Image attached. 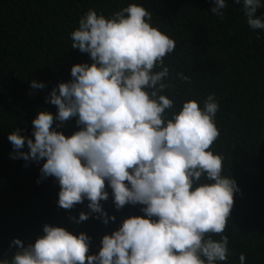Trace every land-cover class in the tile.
I'll return each instance as SVG.
<instances>
[{
    "label": "clouds",
    "instance_id": "1",
    "mask_svg": "<svg viewBox=\"0 0 264 264\" xmlns=\"http://www.w3.org/2000/svg\"><path fill=\"white\" fill-rule=\"evenodd\" d=\"M247 24L264 30V0H236ZM211 13L224 17L228 0H214ZM152 13L131 3L106 17L89 9L70 33L71 48L90 54L91 63L71 68L46 97L58 114L41 111L32 121L33 138L17 129L8 135L13 159L45 161L42 178H56L58 205L72 209L85 199L90 212L109 219L101 201L117 210L144 205V216L125 219L102 238L98 254H89L90 237L44 225V235L0 264H227L229 237L224 234L234 206L237 182L224 174V157L211 150L220 136L219 103L214 94L186 100L175 109L163 94L173 80L191 83L183 72L170 75L166 55L175 41L153 26ZM33 89L45 83L31 81ZM76 119L71 136L58 131ZM55 125V126H54ZM27 145L28 151H22ZM127 181V183H126ZM219 236V239H215ZM239 264H246L241 253Z\"/></svg>",
    "mask_w": 264,
    "mask_h": 264
},
{
    "label": "trees",
    "instance_id": "2",
    "mask_svg": "<svg viewBox=\"0 0 264 264\" xmlns=\"http://www.w3.org/2000/svg\"><path fill=\"white\" fill-rule=\"evenodd\" d=\"M131 3L151 12L152 25L175 41L165 57L170 75L183 72L191 79L173 80L174 87L163 93L175 109L191 99L203 107L207 96L215 95L220 136L211 150L224 157V174L239 188L224 233L230 241L227 264H239L241 253L246 264H264V30L249 27L236 0H228L222 19L211 13L214 0H0V260H10L18 250L14 239L35 243L46 224L86 233L89 254H98L104 235L131 216L146 215L140 204L117 210L106 181L109 199L101 203L115 221L105 224L92 213L76 223L73 217L91 211L89 201L60 207L58 181L42 178L45 161L11 158L8 140L17 129L34 139L32 121L39 112L58 114L57 106L46 102L51 90L73 79L74 65L91 63L90 54L71 48L70 33L79 19L89 9L108 17ZM257 14L264 15V8ZM33 80L46 87L33 89ZM76 119L58 131L71 136L80 130Z\"/></svg>",
    "mask_w": 264,
    "mask_h": 264
}]
</instances>
